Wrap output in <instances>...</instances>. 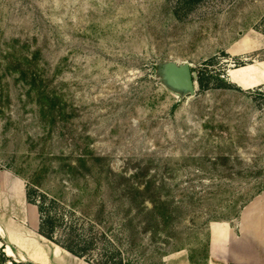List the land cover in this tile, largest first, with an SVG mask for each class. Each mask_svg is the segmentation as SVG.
Returning a JSON list of instances; mask_svg holds the SVG:
<instances>
[{
    "label": "rangeland",
    "instance_id": "374dc122",
    "mask_svg": "<svg viewBox=\"0 0 264 264\" xmlns=\"http://www.w3.org/2000/svg\"><path fill=\"white\" fill-rule=\"evenodd\" d=\"M169 61L206 87L168 89ZM262 61L264 0H0V171L63 191L58 239L91 245L77 264H207L211 225L264 191Z\"/></svg>",
    "mask_w": 264,
    "mask_h": 264
},
{
    "label": "crops",
    "instance_id": "0c3cea01",
    "mask_svg": "<svg viewBox=\"0 0 264 264\" xmlns=\"http://www.w3.org/2000/svg\"><path fill=\"white\" fill-rule=\"evenodd\" d=\"M251 65L252 71H247L250 85L247 89L264 85V61ZM252 72L255 73L252 75ZM228 75L238 84L231 72ZM9 176L11 173L0 171V236L7 241L6 254L19 262L64 264L62 261H68L67 264H75L73 254L40 234L39 210L28 202L26 190L21 189L19 181ZM6 179L11 180L10 183L3 184ZM236 228L230 222L211 225V253L207 264H264V191L247 203ZM181 264L193 262L184 258Z\"/></svg>",
    "mask_w": 264,
    "mask_h": 264
},
{
    "label": "trees",
    "instance_id": "16d2710c",
    "mask_svg": "<svg viewBox=\"0 0 264 264\" xmlns=\"http://www.w3.org/2000/svg\"><path fill=\"white\" fill-rule=\"evenodd\" d=\"M199 85L201 89H204L206 87V84L204 82L203 76H199L198 79ZM46 97H49L51 95H45ZM55 99V96L53 97ZM79 163L83 164L84 166H87L86 159L84 157L79 158ZM68 171L70 172V176H86V172L88 173H97L98 175H102L105 173V170L102 168H86V172H83L79 168L78 165H73V163H68ZM42 185H39L36 182H33L32 185L28 186L27 188V200L29 203H32L38 207L39 213H40V226H39V232L41 235L46 237L47 239L57 243L64 249H66L68 252L72 253L75 256L78 257H87L90 255V246L87 243L84 242L83 239H80L77 235L76 227L70 226L68 231H66L63 235L64 239H58V234L62 231L59 229L64 224V218L65 216L57 213V206L61 203L63 200V191H48L42 190ZM76 193L79 195L78 199H82L84 196H87L88 194V186H78L75 185ZM134 189L136 191H139V188H137V185H135ZM77 195V196H78ZM78 206L77 202L74 201L70 204V208L73 210H76L74 207ZM56 210V211H55ZM62 235H60L61 237ZM113 260H115V256H113ZM8 262H13V264H34L33 262H25L20 261L17 262L13 260L10 256H8L4 249L0 246V264H7ZM93 262V261H92ZM101 264V263H99ZM104 264H108V261H105ZM114 264H131L130 262L122 261L121 259L119 261H114Z\"/></svg>",
    "mask_w": 264,
    "mask_h": 264
},
{
    "label": "water",
    "instance_id": "95a60500",
    "mask_svg": "<svg viewBox=\"0 0 264 264\" xmlns=\"http://www.w3.org/2000/svg\"><path fill=\"white\" fill-rule=\"evenodd\" d=\"M158 77L164 85L181 96L195 95L198 89V76L189 62L169 61L158 67Z\"/></svg>",
    "mask_w": 264,
    "mask_h": 264
},
{
    "label": "bare ground",
    "instance_id": "6f19581e",
    "mask_svg": "<svg viewBox=\"0 0 264 264\" xmlns=\"http://www.w3.org/2000/svg\"><path fill=\"white\" fill-rule=\"evenodd\" d=\"M233 80V79H232Z\"/></svg>",
    "mask_w": 264,
    "mask_h": 264
}]
</instances>
